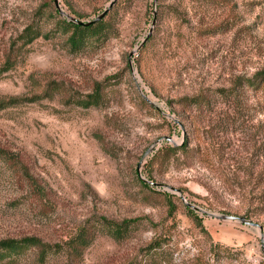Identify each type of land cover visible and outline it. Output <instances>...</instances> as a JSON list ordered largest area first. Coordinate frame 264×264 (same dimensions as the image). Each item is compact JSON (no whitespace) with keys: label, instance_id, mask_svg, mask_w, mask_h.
Wrapping results in <instances>:
<instances>
[{"label":"rangeland","instance_id":"374dc122","mask_svg":"<svg viewBox=\"0 0 264 264\" xmlns=\"http://www.w3.org/2000/svg\"><path fill=\"white\" fill-rule=\"evenodd\" d=\"M111 4L0 0V264H264V0Z\"/></svg>","mask_w":264,"mask_h":264},{"label":"trees","instance_id":"16d2710c","mask_svg":"<svg viewBox=\"0 0 264 264\" xmlns=\"http://www.w3.org/2000/svg\"><path fill=\"white\" fill-rule=\"evenodd\" d=\"M101 21V20H100ZM98 21L89 26L77 25L70 21H63V24L73 30L72 34L68 38V43L72 50H79L86 44V41L91 37L102 36L105 28L101 22ZM264 79V72H260L255 75V77L248 81L250 86L257 85L259 80ZM98 95H94V98ZM92 98L91 96H89ZM95 101V99H94ZM92 100V102H94ZM184 147H167L166 150H182ZM144 181V180H143ZM147 183V182H146ZM106 222L105 219H103ZM131 221H126L123 223H109L108 227L112 229V234L115 238L120 239L123 234L129 230ZM89 245V240L86 236H78L73 241L69 243V248L75 255H81L83 250ZM30 248H38L40 251V259H43L48 253V245L42 243L40 240L34 237L22 238V239H7L0 241V262L15 256L23 254L26 250Z\"/></svg>","mask_w":264,"mask_h":264},{"label":"water","instance_id":"95a60500","mask_svg":"<svg viewBox=\"0 0 264 264\" xmlns=\"http://www.w3.org/2000/svg\"><path fill=\"white\" fill-rule=\"evenodd\" d=\"M54 4H55V7L56 9L59 11L60 14H62L64 17H66L68 19V21L70 22H73L77 25H83V26H89V25H92L100 20H102L108 13L109 9L112 7V4L107 8L105 9L96 19L94 20H91V21H88V22H82L80 20H77L67 14H65L60 8H59V5H58V0H54ZM169 140V139H168ZM145 182H147L148 184L152 185V186H158V184L156 183H153V182H150V181H146L144 180ZM192 209L194 210H199L198 208L192 206V205H189ZM213 216V215H211ZM219 220H224V221H240L242 224H245L247 226H251V227H259L258 225L254 224L253 222L251 221H247L243 218H239V217H236V216H231V215H223V216H219L218 217ZM261 229V227H259ZM261 247L262 249L264 250V239L263 237L261 236Z\"/></svg>","mask_w":264,"mask_h":264}]
</instances>
